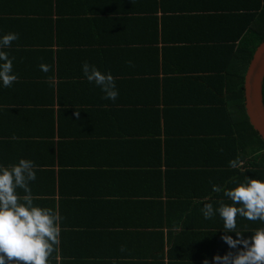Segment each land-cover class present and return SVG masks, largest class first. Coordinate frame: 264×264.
Instances as JSON below:
<instances>
[{
  "label": "crops",
  "instance_id": "crops-1",
  "mask_svg": "<svg viewBox=\"0 0 264 264\" xmlns=\"http://www.w3.org/2000/svg\"><path fill=\"white\" fill-rule=\"evenodd\" d=\"M68 1L59 32L66 42L88 40L89 64L111 73L115 100L87 81L83 56L63 65L73 74L52 98L34 61L16 58L46 49L29 43L49 39L40 12L50 0H0V34L18 33L6 49L18 78L0 87V164L23 157L36 166L30 194L59 218L49 264H217L214 255L234 254L222 236L235 232L200 211L231 203L223 192L247 170L206 108L217 73L207 38L220 29L194 17L221 0H90L88 14L81 0ZM234 159L239 167L229 166ZM258 227L237 216L240 238Z\"/></svg>",
  "mask_w": 264,
  "mask_h": 264
},
{
  "label": "trees",
  "instance_id": "trees-1",
  "mask_svg": "<svg viewBox=\"0 0 264 264\" xmlns=\"http://www.w3.org/2000/svg\"><path fill=\"white\" fill-rule=\"evenodd\" d=\"M46 2L47 0H42ZM65 1V0H64ZM61 0H56V4L59 7L56 8V15L58 19L53 20V0H50L49 7L43 12L44 24H41L44 29L48 27L49 39L41 42L36 40L29 43L38 45H46L41 52H37L36 49L31 51H16L17 61H23L28 59L30 62L34 61L36 65V74L34 77L43 78L47 81L52 89V98L54 95L58 97L61 94V86L63 84V78H71L70 71L63 73V65H76V60L83 56L89 62L88 48L90 45L87 41L79 42H66L59 28L64 12L61 11V4L64 3ZM80 1V0H79ZM73 2L74 0H69ZM81 5H86L84 11L88 14V8L90 0H81ZM75 13H79L76 11ZM195 18L199 17L196 22H208L209 28L212 30L220 29L221 35L211 34L209 40L211 44V65H215L211 69L216 74L212 75L211 86L209 92L211 98L209 99V105H207V111L211 115V120L216 119L217 123L223 127L221 134H227L230 137L229 149H232V153H236L238 158H242L246 161L247 168L243 172V180L245 177L264 180V139L259 132L251 124L246 107H245V75L249 66V63L253 57V54L257 46L264 38V0H221L219 6L215 7L210 13L197 14ZM73 16V15H70ZM73 19V18H71ZM147 23H153L148 20ZM201 24V26L203 25ZM200 27V25H199ZM215 33V32H214ZM37 38V37H36ZM93 44V42H90ZM57 46V47H56ZM86 47V49L78 47ZM56 48V49H55ZM165 48V46L163 47ZM158 48H153L156 56L152 55L153 59L159 60L160 55ZM85 50V51H84ZM100 49H94L96 53ZM97 58V65H103L106 60L99 55L93 56ZM117 64V62H115ZM44 64L48 66V71H42L40 65ZM38 71H41L39 73ZM57 79V82L53 81ZM264 95V87H263ZM245 165V164H244ZM234 172L239 170L234 169ZM39 199H34L33 202L38 203ZM264 225L261 221L257 220ZM171 254V253H169Z\"/></svg>",
  "mask_w": 264,
  "mask_h": 264
},
{
  "label": "clouds",
  "instance_id": "clouds-1",
  "mask_svg": "<svg viewBox=\"0 0 264 264\" xmlns=\"http://www.w3.org/2000/svg\"><path fill=\"white\" fill-rule=\"evenodd\" d=\"M18 39V33L0 34V87H10L17 80L13 58L6 51ZM42 71L48 66L41 64ZM82 71L90 84H95L104 94L103 98L115 100L119 93L110 72H102L95 65L85 62ZM230 167H239L237 160L229 161ZM35 164L31 159L19 158L9 165L0 164V264H49L48 258L60 233L58 216L53 209L33 202L29 184L36 180ZM233 187L226 188L223 195L231 203L220 202L214 208L212 203L200 209L204 219L218 215L223 221V241L236 252L214 255L217 264H264V227L255 228L250 236L240 238L237 230V216L250 221L264 223V180L245 177L233 181ZM17 189H23L20 196ZM216 184L212 191H219ZM240 245L241 247H237ZM203 264H209L205 259Z\"/></svg>",
  "mask_w": 264,
  "mask_h": 264
},
{
  "label": "water",
  "instance_id": "water-1",
  "mask_svg": "<svg viewBox=\"0 0 264 264\" xmlns=\"http://www.w3.org/2000/svg\"><path fill=\"white\" fill-rule=\"evenodd\" d=\"M264 38L257 46L245 75V107L253 127L264 139Z\"/></svg>",
  "mask_w": 264,
  "mask_h": 264
}]
</instances>
